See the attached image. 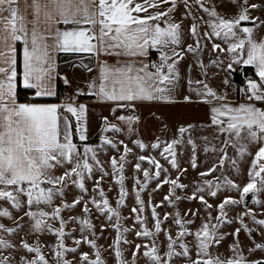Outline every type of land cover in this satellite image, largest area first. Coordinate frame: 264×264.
<instances>
[{
	"label": "snow or ice",
	"instance_id": "6c2138e0",
	"mask_svg": "<svg viewBox=\"0 0 264 264\" xmlns=\"http://www.w3.org/2000/svg\"><path fill=\"white\" fill-rule=\"evenodd\" d=\"M231 3L237 11L222 15L216 7L206 6L205 0H31L30 4L23 0V7L21 0H0V203L23 212L17 219L9 207H0V217L15 224L8 227L0 223V233L23 231L25 225L20 221L25 217L29 227L18 242L0 235V250L9 253L5 255L0 251V264H108L104 253L109 249L115 264H138L141 258L146 264H180L181 261L183 264H264V259L249 260L243 254L239 239L241 232L249 235L253 232L245 223V217L264 235V219H257L246 202L251 194L253 202L264 208V201L256 198L264 193V37L257 35L258 30H264V20L251 15V10L264 8V5L251 0H231ZM181 6L185 12L177 21L173 13ZM193 6L206 13L208 19L201 17L197 23V17L192 14ZM188 18L193 21L188 29L193 43L183 47L182 24ZM202 25L207 30L201 34ZM205 38L213 41V53H224L227 58L225 63L218 57L212 61L213 65L222 66L229 75L236 70L234 65H250L255 68L258 79H247L246 88L241 89L244 102L239 104L228 101L227 92L218 94L202 80H188L189 91L195 93L198 102L210 105L211 124L226 138L221 141L222 147L211 145L207 137L203 138V151L216 153L217 161L199 172L200 181L192 186L191 194L184 197L178 191L189 188L181 182V175L188 170L182 169L178 162V146H191L189 164L197 169L198 145L190 134L193 125L180 126L177 138L170 142L157 138L150 145L151 149L160 150L159 156L178 173L175 178L155 156L136 157L134 168L142 173L143 180L134 177L137 206L131 213L134 224L139 226L134 235L142 243H133L126 238V233L132 229L124 227L127 217H122L120 212L128 195L125 165L133 149L123 140H114L107 134H122L125 127L131 134L140 119L131 114L138 104L175 103L173 92L180 80V63L185 56H195L202 71L207 67L200 59ZM214 38L221 39L226 47L214 42ZM152 51L158 53L159 62H145ZM59 53L117 58L116 64L98 59V82L89 81L87 92L77 89V95H95L116 105L112 113L120 124L102 117L99 146H108L119 153L118 157L108 160L111 173L99 159L97 147L85 144L80 151L73 142V126L64 113L75 118V134L85 142L88 139L86 106L45 102L57 95L55 82L60 74L56 71V57ZM82 67L92 71L87 65ZM191 68L189 65V71ZM62 79L65 85H70L67 77ZM193 83L199 87L193 88ZM222 84L230 85L227 76ZM20 89L30 93V100L21 102ZM184 102L196 101L185 96ZM118 109L130 110V114L116 116ZM132 143L141 151L149 147L138 140ZM250 145L256 148L254 155L249 151ZM120 146H123L122 152ZM229 148L234 149L240 159L252 156L248 182L243 187L223 175L206 179L226 162L239 170L237 160L228 156ZM144 162L150 167H143ZM97 171L101 175L93 179ZM109 175L119 188L115 207L101 187V182ZM89 180H93L91 191ZM153 181L156 183L154 191L167 185L168 192L160 203L153 204L149 200L146 204L141 194ZM73 188L78 194L69 201L67 195ZM224 188L234 189L238 198L225 196L215 205L206 198H217ZM185 199L198 201L200 208H189L182 214L177 205ZM241 205L244 210L235 217L239 227L232 233L222 232L225 224L234 222L229 218V211ZM164 206L176 210L161 216L157 209ZM149 208L152 228L148 227V217L144 215ZM76 209L79 212L73 215ZM94 212L98 214L97 220L103 218L104 221L100 235L93 222ZM196 220H200V224L193 231ZM169 221L175 232L173 228H165ZM107 228L115 232V238L104 249L97 241ZM161 235L163 241L159 240ZM228 235L233 237L228 246L231 254L221 258L215 251ZM45 236L52 237V242L42 239ZM126 244L132 245L131 261L125 257L123 245ZM84 246L89 251H82ZM257 249L264 251V244L255 243L248 249L249 255ZM13 250L18 254L22 252L18 259Z\"/></svg>",
	"mask_w": 264,
	"mask_h": 264
},
{
	"label": "rangeland",
	"instance_id": "374dc122",
	"mask_svg": "<svg viewBox=\"0 0 264 264\" xmlns=\"http://www.w3.org/2000/svg\"><path fill=\"white\" fill-rule=\"evenodd\" d=\"M251 2L264 5V0H251ZM205 5L209 7H216L217 10L222 15H224V12H225V15H227V14H232L231 12L237 11L236 7L235 9H233L231 3H229V0H205ZM192 14L198 18L200 17L205 18L207 16L206 13H203L202 11L198 10L196 6H193ZM251 15L253 17H259L260 19H264V8L251 10ZM187 33L190 35V37H188ZM191 38L192 36L190 32L188 31L183 32V37H182L183 47H184V43L186 42L189 44L193 43L191 41ZM211 42H209V44H207L205 48L203 49L200 59H202L204 64L207 66L205 70L209 71V73H212L213 75L211 76L210 80L206 81L205 83H207L209 87L216 90L217 93L221 94L222 92H228L229 88L233 85V75L232 73L229 75L226 71H223L222 66H216L212 64V61L216 60L218 57L220 60H223L225 61V63H227V58L224 53H219V54L213 53L211 50ZM214 42L220 43L222 47H226L223 41L219 38H214ZM152 56L153 58L157 57L158 62H159L158 55L154 56L153 54ZM195 61H196L195 56H193L192 54H187L185 56V59L181 61L180 63V80L177 84L176 89L173 92L174 98L181 99L179 100V103H177V106L187 105L186 103H181V102H184L183 99L185 96H190V97L195 96V93L189 91L188 80L191 79L193 82H195L201 77H203L204 79L206 76L205 74L206 71L205 73H203V71L198 67ZM189 65H192L191 71H189ZM226 76L230 80V85L228 86H225L222 84V80ZM192 87L196 88V87H199V85H196L195 83H193ZM165 105H168L169 107H171V104H165ZM178 108H179L178 110L176 109V110H171V111H168V110L154 111L153 108H141L135 111L134 113H131L136 116H139L140 118L139 122L133 126L134 131L131 134L127 133L126 127H125L124 133L122 134H116V135H113L112 133L107 134L110 138L114 140H117V141L123 140L124 143L128 144V146L133 149L132 153L129 154L128 156V163L125 165V172H124V175L126 177L125 187L127 189L128 195L125 199V206L120 209L122 217H127V219L123 221L124 227L132 229V231L126 233V238L133 243H142V241L134 235L135 230H137L139 226L134 224V217H133V214L131 213V209L137 206L136 200H135V191H134V189L136 188L134 177L139 176L141 180H143L142 173H137L134 168V165L137 163L136 157H138L139 155L155 156L158 160H160V162L164 165V167L169 168L171 177L175 178L178 175V173L174 169H171V167L163 160V158L159 156L160 150H153L151 149L150 145L152 143H155L157 138H159L162 141L170 142L173 138H177L176 133H177V129L180 126L187 127L188 125H193L194 127L190 130V134L198 145V148H197L198 168L197 169H192L189 164V160L191 157V146L187 144H182L178 146V153H179L177 157L178 162L182 169L186 168L188 170L186 173L181 175V182L189 185V188L184 191H178V194L184 197V196L190 195L192 191V186L195 183L200 181L199 172L207 170L213 163L217 161L216 153H213V152L205 153L203 151V147L205 146V141L203 138L207 137V140L211 145L223 146L221 144L220 139L217 138L215 134L213 135L210 134L208 136V135L203 134L202 132L196 131L197 130L196 123L192 122L197 118L196 112H190V111L186 112V110L181 112L180 107ZM127 114H130V111L124 110L123 115H127ZM93 126H94V130L88 133L87 141L85 142L79 141L80 144L78 145V147L80 151H83V147L85 144L91 145L93 147H97L99 159L103 163L105 170L111 173V169L109 168V165H108V160L112 156L118 157L119 153L108 146H103L102 148L99 147L101 145L100 136H101L102 126L97 125V124ZM187 135L188 134H185V138H187ZM136 140L144 143L145 145H149V147L146 150L141 151V149H139L134 143H132V141H136ZM122 151H123V146H120V152ZM234 155L237 156V161H239V157L236 151L235 152L231 151V154H229L228 156L234 158ZM226 163H229V162H226ZM143 167L148 168L150 166L147 164V162H144ZM247 171L248 170L246 169V167H244V174L236 175L235 169L233 168V173H234L233 174L234 176H233L227 171L226 167H223V168H219L212 176L206 177V179H214L215 177H222V175L227 176L229 179H232L234 177L236 179H239L240 181L238 182V184L243 186L246 183L241 180H244V178H245V181L248 180ZM100 175L101 173L97 171L93 179H99ZM87 184H88L89 190L91 191L93 187V180L87 181ZM101 187H103V189L107 193V196L110 202L112 203L113 207H115L116 206L115 201L119 197V188L117 185L114 184L111 175L104 178V180L101 182ZM155 188H156V183L155 181H153L149 185L148 189L144 193L141 194L146 204L149 200H151L153 204L160 203L163 200V197L168 192L167 185H164L163 188L159 191H154ZM224 190H227V188H224ZM77 194H78V190L73 188L72 191L68 193L67 199L71 201L72 197ZM233 195L235 196V198H238V193L233 194ZM225 196H229V193L227 191L220 194V199H218V201L223 200ZM206 198L209 200L210 203H213L214 198H211V197H206ZM0 207H9V210L13 212V215L17 216V219H19L20 216H23V212H17L15 209H11L10 206L7 204L0 203ZM177 208L183 214V212H185L189 208L194 209V210L197 208H200V204L198 201L190 202L185 199L178 203ZM175 210L176 209L170 208L168 206H164L162 208L157 209V211L161 213V216L165 212H174ZM78 212H79V209H76L74 210L72 214L74 215V214H77ZM144 215L148 217V227L152 228L153 222L151 219V209L150 208L147 209ZM213 215H215V211H213ZM97 216L98 214L94 212L93 222L96 224L97 234L100 235V225L104 221H103V218H100L99 220H97L96 218ZM201 216H204V212L202 209H201ZM66 218H67V215H66ZM20 222L21 224L25 225V227L23 228V231H19L18 234L0 233V235H3L5 239H9L13 242H18L19 238L23 237L25 233L29 231L27 218L25 217V219ZM234 222L233 223L235 225L237 221H234ZM0 223H4L8 227H15V224L11 220H8L5 217H0ZM199 224H200V220H196V224L192 226V230L194 231L195 228L199 226ZM164 226L165 228H173L170 221L166 222ZM231 226L232 225L225 224L224 227L222 228L224 230V233H232L233 231L230 230ZM173 232H175L174 228H173ZM77 235L79 234L77 233ZM114 238H115V232L111 228H107L106 230L103 231L101 238L97 241V243L103 246L104 249H107L108 245L111 244ZM42 239H47L49 240V242H52L53 240V238L50 236L42 237ZM190 239L191 238H189V240ZM239 239L241 242V249L243 251V254L246 257H249V253H248L249 243H247L246 240H244L246 238H244V236L242 237L241 233H240ZM159 240L163 241L164 237L161 235L159 237ZM29 242L31 243L32 240H30ZM232 242H233V237L231 235H228L226 239L220 245L223 248H226L224 249L225 253H228V246ZM69 243H71V241H69ZM244 246H246L245 249H243ZM123 247L125 248V257L129 261H131L132 245L126 244V245H123ZM0 251H3L5 255L9 254L7 250H0ZM82 251H89V249L87 246H84L82 248ZM19 254H22V252ZM19 254L16 252V250H13V255H15L17 259L19 258ZM104 257L108 261V264H115V261L111 254L110 249L104 253ZM138 264H146V262L144 261L143 258H141L138 261ZM180 264H183V261H181Z\"/></svg>",
	"mask_w": 264,
	"mask_h": 264
},
{
	"label": "crops",
	"instance_id": "0c3cea01",
	"mask_svg": "<svg viewBox=\"0 0 264 264\" xmlns=\"http://www.w3.org/2000/svg\"><path fill=\"white\" fill-rule=\"evenodd\" d=\"M29 4L31 3V0H28ZM229 3H231V0H229ZM233 9H235V6L231 3ZM21 7H23V0H21ZM31 12V9H29V13ZM185 12V9L183 8V6H181L175 13H173V16L176 18L177 21H179L182 18V14ZM232 14H234L235 12H231ZM225 15V12H224ZM230 15V14H227ZM29 18H31V16L29 15ZM201 18V17H200ZM200 18L197 17V23H200ZM204 20L208 19V16H206L205 18L203 17ZM264 20V19H261ZM193 23L191 18L185 19L183 24H182V32H187L188 29L191 27V24ZM247 26H251V24H248ZM64 27V26H62ZM207 28L206 26L202 25L201 26V34L203 31H206ZM189 32V31H188ZM188 34V33H187ZM257 35L260 37H264V30H258ZM188 37H190V35L188 34ZM191 41L193 42V38H191ZM205 44H204V43ZM209 42L206 38L202 41V44L204 45V48L207 44H209ZM212 43V42H211ZM187 44L189 43H184V47L187 46ZM154 54V56H157L158 53H156L155 51L150 52L149 56L146 58L145 62L148 63H152V55ZM156 54V55H155ZM217 54V53H216ZM98 59L99 60H105L107 61L108 64H116L117 63V58L116 57H109V56H100L99 58L92 56L90 54L87 53H59L56 57V63H57V69L56 71L60 74V79L63 82L62 77H67L70 80V85H65L66 89L71 90L72 95L70 96V101H67L66 103H75V104H84L87 108V113H86V128H87V135L88 133H90L91 131L94 130V126L95 124L102 126L103 124V120L102 117L107 116L109 118V120H111L113 123H117L119 124L120 122L116 121L113 113H112V109L114 107H116V105L112 102H108V101H103L98 99L95 95H77V89H82L83 91L87 92V84L89 81L92 80H97L98 82V76H99V65H98ZM82 65H87L89 68L92 69V71H87L84 67H82ZM235 68H240L241 66H243V64L241 65H234ZM254 68V67H253ZM154 70V69H152ZM255 70V68H254ZM206 70H203V73H205ZM202 73V74H203ZM212 73H209V71H206V76L203 79V77L199 78L198 80H202L204 82L210 80ZM253 79H258V77H255ZM56 86H57V80H56ZM247 84V79L245 80V82L242 85H237L236 81L233 79V85L229 88V91L227 92L228 94V101H230L233 104H239L244 102L243 101V95L241 92V89L245 88ZM56 92H57V88H56ZM224 92H222L221 94H223ZM220 94V93H218ZM30 93H28V96L26 98H20L21 102H25L26 100H30ZM175 99V103H162V102H151V103H142V104H138L136 107V110H139L141 108H153L154 111L158 110H178L180 107V111H184L186 110V112H196L197 118L192 121L196 123L197 126V132H202L205 135H210V134H215L217 138L220 139V141H222L223 139H225L226 137L222 134H220L217 129L216 126L211 124V120H210V105L206 104V103H202V102H198L199 98L195 95V96H191V99L193 101V103H186V102H181V103H186L187 105H182V106H177V103H179V100L181 99ZM184 100V99H183ZM45 102H49V103H57L56 102V97L50 98ZM216 103V102H214ZM165 104H171V107H169L168 105ZM168 106V107H166ZM130 111V110H127ZM124 109H118L115 113L116 116L119 115H123ZM65 115L68 116L70 122L72 123L73 127V133L74 136H76V139L73 137V142L76 143L77 145H79V137L77 134H75V118L71 116L70 113H64ZM222 147V146H221ZM232 152H235L234 149L229 148L228 151V155L231 154ZM249 151L252 153V155H254L256 148L253 146H249ZM234 159L237 160V156L234 155ZM251 159L252 156H246L243 159L239 158V161H237V168L239 169L238 171L235 169V174H244V167H246V169L248 170L251 164ZM227 168V171L230 174H234L233 173V167L231 165V163H226L225 166ZM231 169V170H230ZM246 172V170H245ZM234 176V175H233ZM232 180L235 183H238L240 180L236 179V178H232ZM245 183L248 182L244 180H241ZM243 187V186H241ZM227 191L229 193V196H233L235 197L233 194H236L237 192L232 189H227L224 190L222 189L219 193H218V197L213 199V204H218L219 202H221V200L218 201V199H220V194ZM257 199H260L261 201H264V193L258 194ZM217 199V200H216ZM246 202H247V207L252 209L255 213H256V217L257 219H264V208L260 207L259 205L255 204L253 202V198L252 195L250 194L247 198H246ZM244 210V206H238L235 207L233 210L229 211V218L235 220V217L237 216L238 213L242 212ZM245 223L248 224L249 228L253 229V232L251 235H249L248 233L245 232H241L242 237L244 236V240H246L247 243H249V248L254 247L255 243H262L264 244V235L261 234V231L259 229V227L254 224L252 222V220L249 217H245ZM235 223V222H234ZM234 223L232 224H228V225H232L230 230L234 231L236 227H239V222L237 221V223L234 225ZM222 232H224L223 229H221ZM220 248V249H219ZM246 246L243 247V249H245ZM248 248V249H249ZM224 249L222 246L218 247V249L216 250L215 254L216 255H220L221 258L227 257L229 256L231 253H225ZM249 260L252 259H264V251H261L260 249H257L255 253L249 255V257H247Z\"/></svg>",
	"mask_w": 264,
	"mask_h": 264
},
{
	"label": "trees",
	"instance_id": "16d2710c",
	"mask_svg": "<svg viewBox=\"0 0 264 264\" xmlns=\"http://www.w3.org/2000/svg\"><path fill=\"white\" fill-rule=\"evenodd\" d=\"M233 79L236 81L237 85H242L246 79L248 78H255V70L253 66L250 65H243L240 68H236L234 72H232ZM57 94L66 89L65 84L61 81L60 78L57 79ZM28 96L27 90L20 89V98H26ZM57 96V95H56ZM55 96V97H56ZM74 127V126H73ZM73 137L76 139V136L73 135Z\"/></svg>",
	"mask_w": 264,
	"mask_h": 264
},
{
	"label": "built area",
	"instance_id": "2783aa9c",
	"mask_svg": "<svg viewBox=\"0 0 264 264\" xmlns=\"http://www.w3.org/2000/svg\"><path fill=\"white\" fill-rule=\"evenodd\" d=\"M158 62L157 57H152V63ZM72 95L71 90L69 89H64L60 91L57 96H56V102L57 103H66L67 101H70V96Z\"/></svg>",
	"mask_w": 264,
	"mask_h": 264
}]
</instances>
